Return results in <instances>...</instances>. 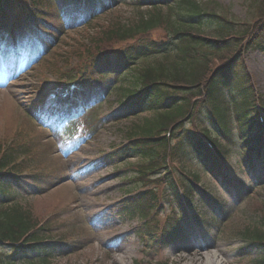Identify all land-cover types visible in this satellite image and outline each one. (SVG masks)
Wrapping results in <instances>:
<instances>
[{"label":"rangeland","instance_id":"obj_1","mask_svg":"<svg viewBox=\"0 0 264 264\" xmlns=\"http://www.w3.org/2000/svg\"><path fill=\"white\" fill-rule=\"evenodd\" d=\"M210 1L226 8L238 20L249 22L255 18L252 0ZM14 8L15 4L6 6L2 23L6 28L0 32V50L6 54L5 59L13 57L5 65L0 63V152L13 142L26 141L22 156L27 166L25 173L36 172V176H24L13 193L15 204L50 230L55 250L47 257V264H250L251 258L259 254L250 239L264 231V181L233 196L215 179L203 176L201 185H193L195 202L187 214L192 216L196 212L203 218L200 224L206 227L198 230L195 225L194 235L180 252L177 247L164 251L152 247L137 234L142 220L118 214L120 203L134 193L126 195L125 185L135 183L140 190L155 182L132 179L129 167L137 160L114 155V149L130 133L137 136L148 128L157 131L169 125L174 121V110L144 113L123 108L122 97L114 86L117 83L114 74L122 71L115 69L117 62L113 59L110 68L102 69L97 64V70L90 71L85 50L92 44L90 39L98 37L103 29L122 21L134 22L143 13L149 16L156 9L136 10L121 4L90 18V25L85 26L75 16L63 17L60 25L53 20L46 22L41 16L37 24L58 27L56 42L45 47L50 37L39 30V25L32 24L31 29L29 25L28 29L8 27L14 18ZM169 10L164 6L160 13L171 16ZM169 32L164 22L155 26L151 35L163 37ZM39 33V39L31 38ZM220 59L212 60L219 64ZM243 59L254 88L264 101V54L251 50ZM154 61L137 60L136 64L145 67ZM103 73L110 74L97 76ZM229 145V166L241 170L240 142L234 139ZM174 163L179 165L176 159ZM182 165V169H196L197 160L192 158ZM171 169L176 180H186L177 167ZM255 175L263 176L264 170ZM236 179L245 184L248 178L238 173ZM163 187H157L158 191ZM163 191V203L153 210L149 221L155 228L168 216H183L181 208L176 202L167 201V192ZM202 195L222 199L227 203V214L221 216L214 207L202 203ZM232 227L237 231L247 227L248 236L235 231L223 238ZM3 250L0 249V264L7 263ZM40 258L31 253L14 262L42 264Z\"/></svg>","mask_w":264,"mask_h":264},{"label":"trees","instance_id":"obj_2","mask_svg":"<svg viewBox=\"0 0 264 264\" xmlns=\"http://www.w3.org/2000/svg\"><path fill=\"white\" fill-rule=\"evenodd\" d=\"M14 4L10 26L15 30L39 25V30L50 37L45 47L56 42L58 27L37 24L41 16L58 25L63 17L75 16L85 26L90 25V18L121 4L136 10L156 9L149 16L143 13L134 22L122 21L103 29L98 37L90 39L92 44L85 50L90 71L97 70V64L102 69L110 68L113 59L117 62L115 69L122 71L114 74V86L122 97L123 108L144 113L174 110V121L169 125L157 131L148 128L137 136L130 133L114 149V155L137 160L129 167L132 179L155 182L140 190L135 183L125 185L126 195L134 193L117 208L118 214L142 220L137 234L152 247L180 249L193 236L195 225L198 230L206 227L200 224L203 218L196 212L187 214L195 202L193 185H201L203 176L215 179L233 196L264 181V175H255L264 170V101L255 90L243 59L251 50L264 54V0H252L255 18L249 22L232 17L226 8L210 0H0V32L6 28L2 26L6 6ZM164 6L170 9L171 16L161 15L160 8ZM164 22L170 32L163 37L152 36L151 30ZM34 36L39 38L40 33ZM217 57L221 61L214 64L212 59ZM151 58L155 60L153 65L136 64L137 60ZM0 62L6 61L1 57ZM234 139L242 148L241 170L228 163L229 144ZM25 146L26 141L13 142L0 152V249H5L2 252L6 264H15V259H25L31 253L41 256L42 264H47V257L55 250L50 230L15 204L14 186H19L24 176H36V172L25 173ZM192 158L197 160V168L182 169V163ZM175 159L179 165H175ZM173 166L186 180H176ZM238 173L247 176L245 184L236 179ZM161 185L164 187L158 191ZM163 190L167 201L176 202L183 216H168L155 228L149 221L153 210L163 203ZM200 200L221 216L228 212L222 199L204 195ZM235 231L243 237L249 232L247 227L238 231L232 227L223 238ZM250 240L259 250L250 264H264V231L255 233Z\"/></svg>","mask_w":264,"mask_h":264}]
</instances>
